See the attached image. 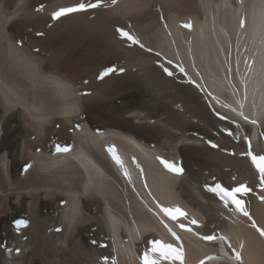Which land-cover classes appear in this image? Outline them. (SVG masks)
Segmentation results:
<instances>
[{
	"label": "bare ground",
	"instance_id": "6f19581e",
	"mask_svg": "<svg viewBox=\"0 0 264 264\" xmlns=\"http://www.w3.org/2000/svg\"><path fill=\"white\" fill-rule=\"evenodd\" d=\"M107 67L123 71L99 79ZM256 117L264 119V0H0V264H145V253L160 264H220L219 250L236 264H264V181L249 155L264 156V121L257 134L243 123ZM75 123H85L75 139L109 179L92 171L87 181L67 156L51 155ZM115 127L177 155L182 180L155 154L126 146L132 165L115 174L87 134ZM217 184L250 189L237 194L249 215L209 190ZM173 190L187 206L175 220L162 211L177 208ZM138 191L158 210L146 211ZM24 215L21 240L10 221ZM154 239L181 258L143 251Z\"/></svg>",
	"mask_w": 264,
	"mask_h": 264
},
{
	"label": "snow or ice",
	"instance_id": "6c2138e0",
	"mask_svg": "<svg viewBox=\"0 0 264 264\" xmlns=\"http://www.w3.org/2000/svg\"><path fill=\"white\" fill-rule=\"evenodd\" d=\"M113 2H115V0H113ZM99 6V2L97 3H78L75 4L71 7H62L60 9H58L57 11L52 13V19H58L59 17L68 14V13H73V12H79V11H83L86 10L88 8H94V7H98ZM185 27H190V25H185ZM121 35L126 37L128 40H131L133 43H138V41L135 40V38L133 36H131L129 33L127 32H123L122 30H119ZM142 46V45H141ZM116 71H120L122 72L123 69H116L115 67H107L105 69H103L100 74H99V79H103L106 75L110 74V73H114ZM181 71H183V69L181 68ZM87 83V82H85ZM215 146V145H214ZM58 151H68V148H57ZM109 152L112 153L113 159L116 160L117 163H122L119 156L116 154L114 147H110ZM249 155L251 156L252 159V163L256 166V168L258 169L259 173H260V177L261 180L264 181V156H255L252 155L251 153H249ZM157 159L160 160V162L169 170V171H173L176 173H180L182 172V169L175 166L173 163H170L167 160H164L163 158L158 157ZM127 174V173H125ZM212 192L217 193V195H219L221 197V199L225 202V204L227 205V203L229 201H231L232 204L235 205V210L240 211L243 213V215L248 216L249 213L244 209L243 207V201L239 198H237V194L238 193H246L248 191H250V189H248L244 184H240L238 187H234L231 190H228L226 188H223L221 185L217 184L214 188H210L209 189ZM162 211L169 217H171L172 219H176V217L178 215L183 216L185 215V213H183L178 207L177 208H162ZM18 225H22L24 224V221H17L16 222ZM192 224H197L196 220H192L191 221ZM253 226L255 227V224H253ZM167 227V226H166ZM181 228H184V224L180 225ZM169 232H172L171 229H168ZM187 230H191V229H187ZM260 232V235L264 236V229H257ZM172 235L175 236L176 234L174 232H172ZM206 240H212L214 239L213 236H205L203 237ZM154 247L152 249V251H160L161 256L168 258V259H180L181 258V252L178 249H175L172 247V245L170 244H162L160 241H154L153 242ZM143 260L145 261V264H156L155 261H149V257L148 254L145 253Z\"/></svg>",
	"mask_w": 264,
	"mask_h": 264
}]
</instances>
